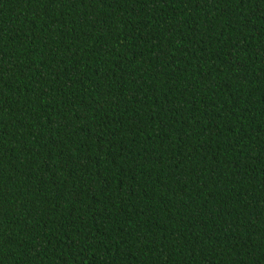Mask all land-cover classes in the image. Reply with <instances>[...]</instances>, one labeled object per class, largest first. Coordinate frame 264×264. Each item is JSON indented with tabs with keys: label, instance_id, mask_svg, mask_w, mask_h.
I'll list each match as a JSON object with an SVG mask.
<instances>
[{
	"label": "trees",
	"instance_id": "trees-1",
	"mask_svg": "<svg viewBox=\"0 0 264 264\" xmlns=\"http://www.w3.org/2000/svg\"><path fill=\"white\" fill-rule=\"evenodd\" d=\"M0 264H264V0H0Z\"/></svg>",
	"mask_w": 264,
	"mask_h": 264
}]
</instances>
